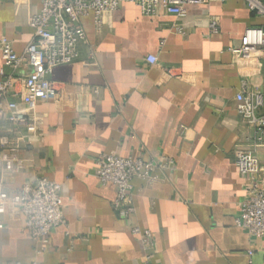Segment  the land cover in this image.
<instances>
[{"label": "crops", "instance_id": "1", "mask_svg": "<svg viewBox=\"0 0 264 264\" xmlns=\"http://www.w3.org/2000/svg\"><path fill=\"white\" fill-rule=\"evenodd\" d=\"M39 7V0H0V36L18 53ZM186 10L183 18L150 15L122 2L103 13L99 28L91 15L82 19L87 42L78 59L52 69L61 95L37 103L41 131L27 144L29 162L8 184L14 195L37 175L58 182L65 223L36 242L19 209L7 211L0 264H264V237L235 223L249 185L235 155L254 140L235 95L259 91L264 111V51L242 59L228 48L264 17L243 0ZM212 17L217 32L209 31ZM150 53L156 62L147 61ZM101 153L156 163L151 181L132 178L127 214L114 206L115 186L97 178ZM258 155L264 167V142Z\"/></svg>", "mask_w": 264, "mask_h": 264}, {"label": "built area", "instance_id": "2", "mask_svg": "<svg viewBox=\"0 0 264 264\" xmlns=\"http://www.w3.org/2000/svg\"><path fill=\"white\" fill-rule=\"evenodd\" d=\"M40 7L28 21L32 30L29 41L21 53L15 51L11 41L0 36V229L5 226L7 211L19 209L24 217L23 230L33 241L40 242L49 236L51 229L65 223L60 184L43 175L24 182L11 195L8 184L17 170L24 168L30 158L26 147L31 137L40 133V119L36 105L42 100H58L61 90L49 75L60 64L78 59L80 46L87 42L82 24L91 15L95 27H100L103 13L116 9L122 2L137 5L145 14L164 12L183 18L186 6L210 0H39ZM246 7L264 17V0H243ZM211 32L219 29L215 17L210 18ZM184 31L182 23L175 26ZM229 50L237 57L250 59L264 51V24L250 25L244 29L239 43ZM147 61H157L155 54H148ZM236 109L254 130L250 147L239 150L235 163L239 171L249 176L246 197L241 201L235 223L248 233L264 237V167L260 163L258 148L264 142L263 96L259 91L242 89L235 95ZM172 162L171 159L168 163ZM156 163L138 156L101 153L96 158V174L102 185L115 186L114 206L127 214L131 180L140 177L147 181L155 178L152 171ZM164 165V164H163ZM135 231H139L137 227ZM143 240L150 247V231L142 232ZM251 253V251H249ZM12 264H42L37 261Z\"/></svg>", "mask_w": 264, "mask_h": 264}]
</instances>
